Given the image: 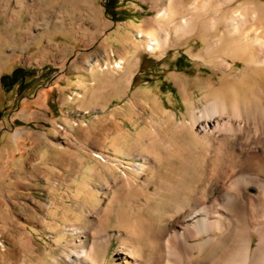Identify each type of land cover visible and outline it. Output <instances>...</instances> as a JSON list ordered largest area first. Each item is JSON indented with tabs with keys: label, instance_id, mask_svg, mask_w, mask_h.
I'll use <instances>...</instances> for the list:
<instances>
[{
	"label": "bare ground",
	"instance_id": "1",
	"mask_svg": "<svg viewBox=\"0 0 264 264\" xmlns=\"http://www.w3.org/2000/svg\"><path fill=\"white\" fill-rule=\"evenodd\" d=\"M200 1L193 3L192 21L181 22L176 35L199 34L206 43L197 56L222 70L217 87L204 83L210 101L191 112L188 121L178 122L156 98L144 100L152 106L155 126L136 132L135 139L147 145L143 155L151 165L140 163L129 170L123 162L120 166L93 153L101 160L97 164L118 178L110 174L103 187L113 196L129 198L128 208L106 209L115 215L121 244L111 264H264V4L247 0L235 7L237 0H208L207 6ZM81 10L83 4L69 12L77 19ZM168 15H160L166 24ZM144 40L149 51L160 46L149 35ZM238 64L240 75H230ZM174 79L188 103L184 83ZM126 84L117 74L115 95L125 92ZM132 113L135 119L140 114ZM114 126L116 143H124L127 132L116 121ZM131 156L132 149L127 158ZM79 170L84 180L72 197L81 195L85 202L94 198L95 204L84 218L78 215L80 226L65 223L61 235L72 241L64 245L69 249L64 260L97 264L110 243L108 235H96L93 229L103 223L106 210L99 209L98 189L88 181L98 172L96 166L82 164Z\"/></svg>",
	"mask_w": 264,
	"mask_h": 264
},
{
	"label": "rangeland",
	"instance_id": "2",
	"mask_svg": "<svg viewBox=\"0 0 264 264\" xmlns=\"http://www.w3.org/2000/svg\"><path fill=\"white\" fill-rule=\"evenodd\" d=\"M245 1L247 0H237L234 6L237 7ZM250 1L264 4V0ZM125 2L118 0L119 4ZM194 2L195 0H178L179 4L184 5L182 7L186 5V12L168 24L159 21V32L162 33L163 40H168L169 46H159L158 49H163L160 54L149 52L131 84L126 85L125 95L122 98L120 95L113 96L108 111L112 121H107L102 113H87L82 119L83 125L80 124L82 126L77 130H67L59 122L33 123L32 117L23 115L21 111H24V105L40 95L48 80L57 74L51 66H43L38 70L35 82L25 80L24 86L17 84L8 92L0 85V264H65L64 257L72 239L61 235L64 225L71 223L80 226L85 211L92 209L95 204L94 198L85 202L81 195L75 199L72 197L73 192L78 193L84 180V173L79 170L82 164L95 165L97 168L96 175L88 181L91 187L98 189L99 209H116L119 206L128 208L127 195L119 196L116 193L113 196L103 187L106 179L114 172H108L99 166L96 161L101 162L100 158L92 156L96 153L107 159L117 160L120 166H123V162L129 170H133L140 163L151 165L150 157L143 155L147 154V145L140 144L135 139L136 132L141 129L153 130L155 126L152 106L148 101L144 102L148 100L147 97L156 98L164 112L174 115L178 122L188 121L191 112L199 111L210 101L204 83L211 81L217 87L222 70L212 68L202 56H197L204 50L206 43L199 34H189L183 38L176 35V29L181 22L192 21ZM200 2L208 6V0ZM103 3L104 0H0V35L13 36L17 40L23 33L33 32L36 36L42 35L45 40L60 42V33L51 34L61 27L73 32L82 30L83 26L92 21V16L98 13L100 21L104 18L112 21L105 15ZM81 4L83 10L77 12L76 19L69 11ZM62 5L64 8L60 10ZM130 13L129 20L136 18L135 14L131 11ZM147 14L151 16L150 13ZM119 45L116 43L111 46L109 65L105 62L98 63L101 70L117 65L123 67L117 58L118 51L113 49ZM121 47L127 49L125 44ZM6 51L2 54L4 64L6 60L10 61L4 67L0 62V78L2 75L11 74L17 68L15 66L12 69V62L18 59L17 53H13L12 48ZM240 70L238 64L228 73L236 76L240 75ZM174 77L184 83L188 103L185 102ZM131 109L140 113L136 119ZM26 112L30 113L29 110ZM35 114L41 116L40 113ZM115 121L127 132V138L122 144L116 143ZM89 124L91 125L88 126ZM63 129L67 136L63 135V131L60 133ZM66 138L70 142L67 143ZM130 149L132 156L127 158ZM144 176L142 174L141 178ZM153 176L157 177V174ZM111 200L114 203L109 204ZM70 207L75 211L70 212ZM65 215L71 217L65 218ZM114 224L115 215L106 210L103 223L93 229L96 235H108L110 243L105 257H97V264H111L112 255L121 245L117 237L119 231ZM55 227L57 234L54 233ZM131 256L134 259L139 258L137 253Z\"/></svg>",
	"mask_w": 264,
	"mask_h": 264
},
{
	"label": "crops",
	"instance_id": "3",
	"mask_svg": "<svg viewBox=\"0 0 264 264\" xmlns=\"http://www.w3.org/2000/svg\"><path fill=\"white\" fill-rule=\"evenodd\" d=\"M125 6L136 18L113 23L107 18L100 21L99 13L96 16L92 14V21L83 26L82 30L73 32L61 27L53 32L51 35L61 34L60 42L45 40L42 35L36 36L33 32H25L17 40L13 36L0 35V62L3 67L8 65L10 60H6L4 64L2 54L7 52L6 49L12 48L13 53L18 56V59L12 62V69L16 66L40 71L43 66H51L57 72L48 80L45 90L24 105V111H21L23 115L32 117L33 123L59 122L67 130H77L82 126V119L87 113H102L107 121L111 119L108 111L115 96V76L121 74L127 81L126 85H130L139 71L142 59L147 57L149 52L156 55L163 51L147 50L144 37L150 34L161 47L169 46L168 40H163L162 33L159 32V21L165 22L159 15L165 10L170 14V22L177 19L181 13L184 14L187 8L186 5L182 7L184 5L179 4L178 0H130L125 2ZM116 43L120 45L113 49L118 51L117 58L123 65L122 69L115 70L111 67L101 70L97 66L98 63L105 62L109 65L111 46ZM124 44L126 50L121 47ZM21 54L22 57H19ZM125 92L121 93V98ZM28 110L30 113L26 112ZM35 113H40L41 116L38 117ZM76 140L78 142V139Z\"/></svg>",
	"mask_w": 264,
	"mask_h": 264
},
{
	"label": "trees",
	"instance_id": "4",
	"mask_svg": "<svg viewBox=\"0 0 264 264\" xmlns=\"http://www.w3.org/2000/svg\"><path fill=\"white\" fill-rule=\"evenodd\" d=\"M127 1V0H125ZM105 15L113 22H123L129 20L131 17L130 11L125 7V4H119L118 0H104L103 3ZM145 62V58L142 59V63ZM37 70L25 69L23 67H17L11 74L2 75L0 78V85L4 91H10L15 85L24 86L25 80L35 82L37 78Z\"/></svg>",
	"mask_w": 264,
	"mask_h": 264
}]
</instances>
